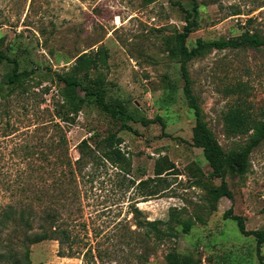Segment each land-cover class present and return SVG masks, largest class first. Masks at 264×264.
<instances>
[{
	"label": "rangeland",
	"instance_id": "1",
	"mask_svg": "<svg viewBox=\"0 0 264 264\" xmlns=\"http://www.w3.org/2000/svg\"><path fill=\"white\" fill-rule=\"evenodd\" d=\"M198 2L200 24L189 46L248 29L264 35V0ZM179 3L193 7L192 0H0V51L16 58L21 70H32L22 83L10 84L13 64L0 61V216L11 204L32 203L37 214L53 204L74 239L32 244V264H168L173 251L191 254L196 264H259L256 238L223 214L232 208L248 229L264 228V141L253 149L244 175L228 172L234 199L216 200L211 190L221 180L191 143L195 113L170 51L179 46L185 25ZM74 67L81 75L101 73L109 100L137 105L148 118L161 116L165 127L128 119L135 133L122 128L123 118L93 103L72 114V121L58 118L63 99L55 73ZM188 69L204 120L227 153L237 150L252 133L247 126L264 120V45L212 49ZM109 133L121 139L110 158L97 154L78 171L54 165L57 155L66 154L64 146L51 148L63 135L76 160L79 143L92 134L96 152L107 151ZM71 170L76 181L69 179ZM64 174L66 193L60 197L54 179ZM148 220H161L162 230L178 234L158 239L140 225ZM4 233L15 248L18 232Z\"/></svg>",
	"mask_w": 264,
	"mask_h": 264
},
{
	"label": "trees",
	"instance_id": "2",
	"mask_svg": "<svg viewBox=\"0 0 264 264\" xmlns=\"http://www.w3.org/2000/svg\"><path fill=\"white\" fill-rule=\"evenodd\" d=\"M192 1L193 7L191 9L186 8L181 3L178 4L185 12V25L183 26V31L179 34V46L171 47L170 51L180 62L181 75L184 80V94L188 105L195 113L196 119L193 127V138L191 143L194 147L203 150V154L212 168L211 175L221 180L219 187L211 190V194L216 200H219L224 196L233 200L234 196L227 181V174L230 170H233L240 175H244L248 171L250 164L249 158L253 149L264 141V120L258 121L251 126H247L248 131L252 130L248 141L237 150H232L227 153L209 127L208 123L204 120L203 108L192 88V80L188 65L194 58L203 56L212 49L260 48L264 45V35L258 30L248 29L237 36L229 38L221 37L214 40H204L199 38L196 45L189 46L187 44V39L200 24V4L198 0ZM252 21H254V17H250L248 20V22ZM1 60H7L13 64L12 74L9 78L10 84H20L32 74V70H21L19 61L14 57L9 56L5 51H0V61ZM77 69L78 67H74L72 71L67 73H55V77L60 84V95L63 99L60 107L55 110V115L58 118L64 121H72L75 119L72 114H78L85 104L93 103L99 106L103 112L109 114L112 118H123L125 122L122 124V128L129 129L135 133H138V130L130 123V121H127L128 119H131L133 122L140 121L145 126L153 123H160L165 127V122L161 116L148 118L143 113V110L137 105L129 108L119 100H109L106 79L101 73L93 76L90 74L81 75ZM54 125L61 129L58 122H55ZM94 136L95 134H92L90 138L83 139L79 143L78 150L80 156L76 160H73L67 153L69 150L67 144L68 141L64 135L58 142L53 141L51 147L52 150L63 146L66 148V154H64V157L61 158L57 155V159L54 160V165H58V162L65 166L75 165V169L78 171V169L80 170L84 166L87 159L94 160L98 155L104 156L107 159L110 158L109 153L110 149L113 148V144L121 141L120 138H117L115 133H109V135L104 138L106 144L104 147L108 150H104L102 154H99L89 141V139H92ZM76 170L70 171L71 175L69 179L71 181L77 180ZM51 173L56 175L54 171ZM162 173L163 172L158 171L157 174L161 175ZM62 176L63 177L61 178L60 176L55 178L53 185L58 191L60 197L66 193V187L63 185L66 174ZM76 193L77 190L74 191V195ZM42 195L43 193L40 192L38 197ZM52 205H46L43 207L40 214L35 212L32 203L23 205L11 204L8 206L0 216V249L5 247V252L0 251V264H32L31 245L47 239L58 240L61 245L65 243L72 244L74 239H71L69 230L63 226L64 222H59L60 210ZM56 205L60 206V203ZM36 215L38 216L37 218ZM223 215L225 219L236 221L238 229L243 235L256 238L259 264H264V228L248 229L244 216L235 214L232 208L226 210ZM34 218L37 219L39 223L36 228L34 225L36 220ZM160 223H162L161 220H148L145 223L141 222L140 225L147 224V226H149V231L153 232L158 239L174 237L178 234L176 231L172 230V228L169 230H162L159 227ZM10 228H14V231L18 232V235L16 234L15 236L17 239L15 248L11 247L12 239L10 238L9 233H4L10 230ZM190 229L191 223L186 222L184 225V232L187 233ZM3 233L6 234L8 238L6 235L5 238H2ZM88 251H92V249L90 248ZM167 263L196 264V260L191 254L173 251L167 255Z\"/></svg>",
	"mask_w": 264,
	"mask_h": 264
}]
</instances>
